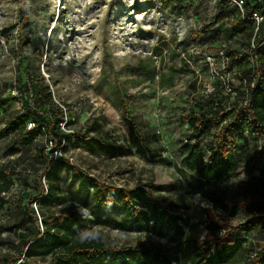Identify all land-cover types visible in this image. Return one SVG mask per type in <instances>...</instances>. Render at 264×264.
I'll use <instances>...</instances> for the list:
<instances>
[{"label": "rangeland", "instance_id": "obj_1", "mask_svg": "<svg viewBox=\"0 0 264 264\" xmlns=\"http://www.w3.org/2000/svg\"><path fill=\"white\" fill-rule=\"evenodd\" d=\"M244 1L242 9L232 0H0V102L17 95L0 104V128L6 112L22 109L24 101L48 109L37 75L50 84L54 101L73 111L70 122L55 127L53 143L48 132L27 143L23 123L0 140V165L13 182L4 191L0 179V195L10 202L0 210V237L8 241L0 245V264H10L12 255L18 258L14 264H22L30 237L40 232L44 240L46 223L63 228L72 214L88 219L84 236L148 248L152 264H208L196 258L193 244L208 236L210 221L222 226L218 240H246L223 264L245 263L264 246V226L244 225L250 222L251 203H264V189L257 190L264 180V153L255 131L246 125L237 136L238 166L230 178L204 186L185 159L194 143L186 116L208 109L210 89H217L225 111L232 112L228 120L246 96L249 77L234 60L255 67L250 52L256 21L249 8L263 6L264 0ZM126 110L146 138V152L135 146ZM221 126L201 137L195 148L201 158H209ZM84 133L123 150H91L72 138ZM52 166L58 172L47 178ZM94 183L112 199L101 217L95 213ZM48 184L56 187L58 200L48 194L46 202L39 199ZM134 189L139 194L130 201L127 194ZM145 192L158 205L156 218ZM221 192L247 194L236 216L215 209L211 195ZM133 208L151 216L141 229L130 221ZM51 260L38 250L27 257L35 264ZM135 261L111 258L104 264Z\"/></svg>", "mask_w": 264, "mask_h": 264}, {"label": "trees", "instance_id": "obj_2", "mask_svg": "<svg viewBox=\"0 0 264 264\" xmlns=\"http://www.w3.org/2000/svg\"><path fill=\"white\" fill-rule=\"evenodd\" d=\"M261 12L264 14V5H254L249 8V15L253 12ZM264 36V34H263ZM259 43V41L257 40ZM257 43V45H258ZM250 55L257 58L255 67L249 68L242 59L234 60L235 66L238 70L244 71L249 79L245 80V97L243 101L235 104V117L228 120L232 112L225 111L226 106L223 101H219L217 89L209 93L206 97L208 105L207 110L200 112L192 111L186 116V120L191 128L190 139L194 140L193 144H189L188 153L185 157L187 166L196 172L199 176V182L208 186L217 180H224L230 178L231 172L235 171L238 166L237 157L234 151V143L238 135H242L245 126L255 131V134H263V142L261 152L264 153V46L258 48L254 47ZM39 79L40 88L43 90L42 98L48 109L43 110L39 105L32 108L28 101H24L22 109H16L6 112L5 126L0 128V140L2 137H8L18 130V123H23V132L27 143L34 142L35 136L48 132L52 135V141L58 139V134L55 133V127L59 126L64 120L70 122L72 119V110L69 105H60L54 101V95L50 84L42 75H37ZM254 82V86L251 83ZM19 94V93H18ZM32 97L34 96L31 95ZM16 99L12 96L9 99L0 102L1 105H6L9 101ZM69 106V107H68ZM47 118L50 122L46 123L44 119ZM252 119V122L249 119ZM124 120L129 124V128L134 132V141L137 150L146 152L145 143L146 138L142 131L137 127L135 119L131 118L128 110L125 111ZM28 123H33L31 127ZM222 125L220 130L214 135V142L210 145V155L208 159L201 158L195 148L201 137L205 134L209 135L214 128V125ZM96 126V124H95ZM72 138L80 145H85L91 150H111L118 152L123 150L120 145H113L107 140L94 138L89 133L81 135H72ZM62 139V138H61ZM59 150L64 148L63 143L59 139ZM251 159H249L250 161ZM254 161V159H252ZM13 172V171H11ZM57 168L49 167L46 171V177L52 178L56 175ZM0 179L2 180L3 190L8 191L13 187L12 180L8 177V172L0 165ZM83 189L86 188L87 182H81ZM94 198H95V213L97 217H101L104 207L111 205L112 199L107 197L99 189V184L94 183ZM42 192L39 199L46 202L43 197L48 194L51 200H58L56 187L48 184L42 186ZM240 188H243L242 186ZM264 189V180L260 181L257 187L259 191ZM245 189V188H244ZM243 190V189H242ZM122 193V191H118ZM139 190L134 189L130 191L127 196L129 200L138 196ZM246 193L229 194L226 192L214 193L211 195V200L216 210H222L229 216H236L237 208L241 206L246 198ZM125 199V197H123ZM144 198L149 204L153 216L156 218L159 215V208L157 203H154L148 193H144ZM128 201V200H126ZM10 203L8 199L0 195V210ZM264 203H251L248 208L250 222L245 223V226L257 227L264 226ZM151 216L147 211L133 208L130 213V221L132 226L141 229L145 221H149ZM63 228H54L48 223L45 224L46 231L43 233L44 240L39 239L40 232L33 234L24 245L25 257H21L22 264H35L27 261V257L32 254V251L38 250L45 256L52 255V260L49 264H104L106 259L120 258L124 263H129V258H135L134 264H152L153 255L151 250L140 246H125L118 247L116 245H109L97 234L92 236H84V230L88 226V219H85L77 214H72L64 223ZM208 236L203 239H197L193 244V250L196 252V258L205 261L208 264H223L227 260L233 259L237 253L243 249L246 242L245 238L230 237L229 239L218 240L223 234L222 226L215 221H210L207 225ZM21 239L28 237V234L19 235ZM8 242L0 237V245ZM61 250V251H59ZM253 254V253H252ZM18 258L14 255L7 257L10 264H14ZM242 264H264V246L258 251H255L254 257L250 255L248 261Z\"/></svg>", "mask_w": 264, "mask_h": 264}, {"label": "built area", "instance_id": "obj_3", "mask_svg": "<svg viewBox=\"0 0 264 264\" xmlns=\"http://www.w3.org/2000/svg\"><path fill=\"white\" fill-rule=\"evenodd\" d=\"M232 1L237 3L243 9L244 4H245L244 0H232ZM250 17L256 21V28H255V36H256L255 42L256 43H255L254 47L260 48V47L264 46V36H263V34H264V14L256 11V12H253V14ZM257 40L259 41V43L257 42ZM257 43H258V45H257ZM257 61H258L257 58L253 57V63L256 64ZM251 86H254V82L251 83ZM211 92H212V89H210V93ZM13 94H18V92L13 91ZM207 94H209V93H207ZM13 96H17V95H13ZM62 106H64V105H62ZM32 125H33V123H29V127H31ZM253 133H255V132H253ZM257 135H258V137H260V139H261L260 145H262L263 134L259 133ZM50 143H53V141L50 140ZM63 145H64V143H63ZM262 146H260V148H262ZM263 211H264V207H263ZM263 214H264V212H263ZM254 255H255V253H253L251 256L254 257Z\"/></svg>", "mask_w": 264, "mask_h": 264}]
</instances>
